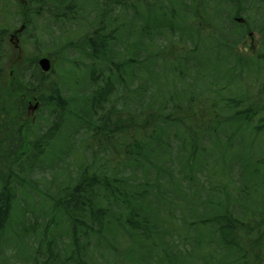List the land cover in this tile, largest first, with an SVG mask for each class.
<instances>
[{"label":"trees","instance_id":"trees-1","mask_svg":"<svg viewBox=\"0 0 264 264\" xmlns=\"http://www.w3.org/2000/svg\"><path fill=\"white\" fill-rule=\"evenodd\" d=\"M8 10L18 16L5 20L24 24L28 43L36 45L46 33L63 38L66 54L54 51L62 61L57 78L35 60L19 69L21 90L37 107L31 122L15 126L25 132L14 128L9 136L13 118L1 78L10 50L8 28L0 23V138L8 136L5 143L0 139L7 146L0 148V243L22 233L27 245L41 233L36 264L134 263L136 256L98 252L104 241L117 254L128 239L145 249L141 263L220 264L224 258L223 264H264V182L255 178H264V150L225 156L227 171L240 164L233 200L224 210L213 202L200 212V191L221 196L232 182L222 177L220 160L211 176L219 183L200 184L202 177L208 180V159L217 160L223 146L228 154L236 137L244 145L242 132L253 138L264 132V0L0 2V13ZM37 20L46 24L40 28ZM79 20L90 30L72 41L65 35ZM254 35L255 54L249 55L240 48ZM200 65L207 67L206 78ZM78 71L86 72L83 89H77ZM58 140L65 144L61 152L54 149ZM49 151L69 169L66 179L49 162L54 159L47 160ZM250 190L261 191L263 205L247 206ZM178 194L185 200H176ZM28 198L41 206L29 207ZM176 212L184 216L176 218ZM17 221L21 229L9 232ZM202 246L209 249L204 259L192 254Z\"/></svg>","mask_w":264,"mask_h":264},{"label":"rangeland","instance_id":"rangeland-1","mask_svg":"<svg viewBox=\"0 0 264 264\" xmlns=\"http://www.w3.org/2000/svg\"><path fill=\"white\" fill-rule=\"evenodd\" d=\"M13 1V0H11ZM17 1V0H14ZM0 2L2 4H4V2L7 4V0H0ZM16 4V8L19 7V3L15 2ZM85 7L87 8V5H85ZM18 12H13V11H2L0 14V23H4L5 26L8 28V32L6 34V42L7 45L9 46V50L10 52L8 53V57L6 59V62L4 63L3 66V73H2V78H1V85H2V90H3V99L6 101V106L5 108H7L8 111H10L11 117L13 118L12 122L9 123L11 126H9V132H7L9 134V136H11L12 134V130L15 128V126H23L27 121L31 122V119H33L34 115H35V110L31 109V107L33 105H35V103L37 102L35 99H33V97H28L27 94L23 93L21 90V87L19 85L18 80V71L19 69L24 65L27 64L29 62H32L33 60H35V63L37 62V59L40 57H47L50 60V71H54L53 74L54 76L58 75V72L60 70V66L62 65V61H60V63L57 61L58 57L57 55L54 54V51H60V56L62 58L65 57L66 51L62 50V48H64V42H63V38L61 39H55L52 38L51 36H49L46 33L42 34V37L37 39L36 41V45H33L32 43H28V40L26 38V34H23V31L25 29L24 24H19L16 21L14 22H7L5 19L10 18V17H14V16H18L17 14ZM75 13V12H74ZM24 14L25 13H21ZM144 17H146L145 13H142ZM40 16H46L45 14H41ZM90 17H93L92 14L90 15ZM130 18V14L127 15V17L125 18V23H128V20ZM37 24V26H39L41 28V25L44 23L46 24V21H42V20H37L35 22ZM23 25V29L20 32H17L16 30H18L20 28V26ZM128 24H126L123 29H121V36L122 38H125V34L128 30L127 26ZM62 26L67 29L69 27L68 23H63ZM71 28H75L76 31L71 32V33H66L65 36H69L72 39V41L76 40L77 42H80L88 33H89V28L85 27V22L82 20H79L76 24L75 27H71ZM57 29V28H55ZM69 30V29H68ZM135 32H139V28L135 26ZM41 32L43 31L42 29L40 30ZM58 32H56L55 34H57ZM120 36V35H119ZM157 42L160 44L163 43L162 38H157ZM257 42V35H254V37L252 39L248 38L246 40V42L244 43L243 46H241V51L246 52V54L249 55H254L255 54V49L251 48L253 47ZM80 45H82V43H80ZM147 46V44H145V47ZM39 48L38 53H35L34 51H32L33 49H37ZM129 49L132 50V48L129 46ZM202 53H204V51H202ZM81 57V56H80ZM81 61L84 64H90V60L88 58H82ZM201 67V72L203 77H207L206 75V71H207V67L205 65H200ZM47 73V72H46ZM78 77L80 78V83L77 86V89H83L86 81H85V76H86V72L85 71H78ZM161 76V75H160ZM55 78V79H56ZM190 88L193 90V87L190 86ZM11 105H13L15 108H13L11 110ZM23 105H25L27 107V113H23L22 112V107ZM10 119V118H9ZM21 120V121H20ZM13 127V128H12ZM18 130H21L20 133L23 134L24 128L21 127H17ZM15 128V129H17ZM264 135V132L261 133L258 137L253 138V136H251V134L249 133H243L242 132V137H244L246 139V142L244 143V145H240L239 142V138L236 137V140H233L234 145H231L229 147L228 150V154H227V149L224 148V146L221 149V153L218 154L216 157L218 158L216 159H208V165H207V170H208V180L204 177H202L200 179V184L202 183L205 187H209V184L212 183H219V182H212L211 180H213V178H211L212 174H214L215 169H216V162H219L221 160V165H222V169L226 172L222 173V177L224 176V179L228 180L230 179L232 182H229L228 184H226L224 182V184H226V188L225 190L222 192L223 194L220 196L219 194H213L212 196L209 197H205L204 196V192L205 190L200 191L201 193H203L202 197H201V204L202 208L200 210V212L203 211V205L207 206L210 205L213 202H219L222 206V210H224L223 206L226 205L227 203L231 202L232 199V189L234 188L236 182H239L240 178L239 176H237V167L240 165L239 162L238 164H233L231 168L232 171H227L228 170V164L230 163V160L227 158L228 155H231V153L233 152L234 155L237 151H253L251 154L254 155L255 151H259L262 152L264 150V148L261 146L262 144L264 145V142H260V139L262 140V137ZM8 136H2V138H0L1 140L4 141L5 143V139H7ZM260 142V143H259ZM4 143L2 144L4 146ZM258 144L260 147H258ZM2 145L0 144V148L2 147ZM65 144L58 140L57 145H55L54 149H56L57 151L61 152L62 149H64ZM5 148H7V146H4ZM26 147V145H25ZM234 147V148H232ZM222 152L224 153L223 158L221 159V154ZM227 156V157H225ZM201 157V156H199ZM77 158V156H76ZM212 158V156H211ZM50 159H54V157L51 154V151L48 152L47 154V160ZM50 163H54V164H58L57 167V171L58 174H60V179L62 177H66L68 174L69 169H67L63 162L58 161L56 159L49 161ZM230 174V175H229ZM229 175V176H228ZM228 176V177H227ZM255 178L262 180V182H264V178H259L258 175L255 176ZM66 179V178H65ZM223 181V180H222ZM247 184H252V182H248ZM199 187V185L197 186ZM199 192V193H200ZM247 198H248V202H247V206H251L250 208H257V206L261 205V200H262V193L259 190L256 191H247ZM179 196L177 197L176 200H180V201H184L185 198L183 196H181L180 194H178ZM195 196H194V201L193 203L195 206V209L193 210V213H196L195 216H198L200 214V212H198L196 205H198L196 202L199 201H195ZM187 201V200H186ZM192 198H190V200L188 202H191ZM26 203L29 205V207H40L41 204L38 203L37 199H33V198H28ZM263 205V204H262ZM264 206V205H263ZM184 214H181L180 212H176V218H181L183 217ZM194 216V215H192ZM21 221L25 220L26 221V217H23L21 215L18 214L17 216ZM18 219V220H19ZM180 222V221H179ZM21 223L17 221L16 222V227L14 226H10V230L9 232H11V229L14 230L15 232L19 229H21ZM18 227V229H17ZM6 232V233H9ZM41 232V229H40ZM38 231V233H40ZM18 233V232H16ZM21 233V232H20ZM191 233H194V235H198L197 232L191 231ZM8 235V234H7ZM63 235V234H62ZM205 235L207 237V233L205 232ZM21 236V237H20ZM192 235L187 234V237L190 238ZM212 236V234L210 235ZM204 237V236H203ZM202 237V238H203ZM41 238L43 239V237L40 236L39 237H30L28 239V243L26 245V241H27V237L24 236L21 233L18 238H7V236H4L1 240L0 243V262H2V264H36V262H34L35 260L32 259L33 254L35 253V248L38 246V241L41 240ZM138 238H136L137 240ZM157 236H154L152 238V240H156ZM64 240V239H63ZM214 245L217 243L214 239ZM103 244V246L100 248L102 251H98L101 255H105L106 257H114L117 256L119 258L123 257H133L136 256V260L134 261V263H127V264H147V263H141V260L139 259L140 256L145 255V249H140L139 246H135L133 242H131L129 239L127 241V243L123 244L120 247V250L117 254H115L114 252H112V250L110 248H108L106 246L107 242H101ZM60 245H65L64 242L63 243H59ZM15 246L12 248V246ZM42 251V249H41ZM209 249L208 248H203V246L201 247V249L198 248H192V254L196 257H200V259H204L205 256L208 253ZM37 252V251H36ZM168 253H170L171 255L173 254V252L170 251V249L168 248ZM39 257L42 258L43 253L40 252L38 254ZM218 258L222 257L221 255H217ZM248 256H250L251 258L255 257V250L253 248L249 249V254ZM212 257H209V259H211ZM9 259V261H8ZM220 264H223L225 262L224 258H220ZM166 260V258L164 259ZM130 261V259L128 260ZM34 262V263H33ZM213 261L210 260V263H212ZM256 262V260H255ZM164 263V262H163ZM258 263V261L256 262Z\"/></svg>","mask_w":264,"mask_h":264},{"label":"water","instance_id":"water-1","mask_svg":"<svg viewBox=\"0 0 264 264\" xmlns=\"http://www.w3.org/2000/svg\"><path fill=\"white\" fill-rule=\"evenodd\" d=\"M37 65L43 72L50 70V60L47 57H40L37 61ZM37 105H34L32 109H35Z\"/></svg>","mask_w":264,"mask_h":264}]
</instances>
